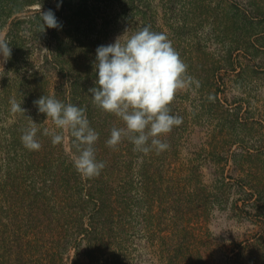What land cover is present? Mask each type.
<instances>
[{
  "label": "rangeland",
  "instance_id": "obj_1",
  "mask_svg": "<svg viewBox=\"0 0 264 264\" xmlns=\"http://www.w3.org/2000/svg\"><path fill=\"white\" fill-rule=\"evenodd\" d=\"M49 9L59 26L42 31L41 12ZM143 26L166 35L194 81L170 105L182 123L161 137L169 148L160 154L136 152L127 139L107 147L111 129L124 125L94 105L89 91L96 49ZM0 37L11 48L6 62L0 55V264H51L47 222L79 207H86L82 224L74 220L68 233V243L79 245L64 263H87L81 229L93 208L91 180L73 165L71 138L53 145L43 134L54 127L34 104L44 95L85 107L99 134L101 174L130 212L115 238L123 249L118 264H170L174 248L199 237L208 263L220 264L232 248L264 242V0H0ZM31 120L38 151L21 142ZM179 176L190 196L172 203ZM251 248L243 253L258 260Z\"/></svg>",
  "mask_w": 264,
  "mask_h": 264
},
{
  "label": "clouds",
  "instance_id": "obj_2",
  "mask_svg": "<svg viewBox=\"0 0 264 264\" xmlns=\"http://www.w3.org/2000/svg\"><path fill=\"white\" fill-rule=\"evenodd\" d=\"M41 19L42 31L45 26H59L51 9L41 12ZM121 37L96 49V86L89 89L94 105L119 118L124 125L111 129L106 146L115 149L127 139L136 152L160 154L169 148L161 137L182 123L181 117L171 114L170 105L175 96L194 81L187 74V65L163 33L143 26ZM0 55L5 62L11 56L10 44L4 37H0ZM34 104L54 125L43 133L51 138L53 145L67 144L71 138L74 151L69 155L76 171L85 178L99 176L106 164L96 158L94 146L99 134L90 126L86 108L45 95ZM13 110L24 112L21 104L15 102ZM38 131L33 121L23 131L21 142L27 150L41 149Z\"/></svg>",
  "mask_w": 264,
  "mask_h": 264
},
{
  "label": "trees",
  "instance_id": "obj_3",
  "mask_svg": "<svg viewBox=\"0 0 264 264\" xmlns=\"http://www.w3.org/2000/svg\"><path fill=\"white\" fill-rule=\"evenodd\" d=\"M95 150L97 160L99 159V161H101L102 151L100 153L98 147ZM174 171L181 175L180 170L176 169ZM105 177L107 176L100 173L99 176L90 178V189H88L86 197L88 201L93 204V208L90 212H88L90 220L89 225L84 227L83 224V229H81L86 237L85 241L87 245L85 257L87 263L81 262L80 260H74L72 264H102L104 259L106 264H118L117 262H120V258L122 257L123 249L121 248V243H117L115 238H118L119 227H123L122 225L124 223L128 224L130 212L124 202V195L122 196V201H119L118 198L121 194L118 192L115 193V191H108L109 182L105 179L108 180L109 178ZM177 180L178 183L176 187H174L176 194H174V197L171 199L172 203H176L182 199L177 196L175 197V195L190 196V187L184 184V180L181 179L180 176ZM79 192L76 195L77 198L79 200H82V198L85 200V194L82 196V194L80 195ZM64 193L67 195V190H65ZM85 209L86 207H79L76 211L71 212L69 215L67 214V218L64 217L63 214H56L51 221L47 222L46 236L49 235V238L46 237L44 240V254L46 258L51 259V264L56 262L57 264H68L66 262L64 263L66 253L73 244L76 246V244L79 243L76 239L70 245L68 243V233L75 226L74 220H76L78 225L82 224L84 216L80 219L79 215L85 213ZM174 210L178 212L177 208ZM183 222H185L191 228L190 221L183 220ZM49 226H52L53 229H49ZM58 227L64 233L58 232ZM201 239V237H199L198 240L190 239L183 246L180 245L178 248H174L169 254L170 264H199V258H201V260L203 259V262L200 264H209L205 257L207 251ZM249 242L251 241H246L245 245H238L239 248H232L230 251L234 253L233 256L228 257L225 263L220 264H262L264 262V258L263 254L259 253V249H264V242ZM114 244H116L115 247H113ZM249 247H252V251L258 252V260H250L246 254L243 253L244 250L249 249ZM172 253L173 255H171ZM187 254H191L192 261L186 258ZM113 260L115 262L111 263L110 261Z\"/></svg>",
  "mask_w": 264,
  "mask_h": 264
}]
</instances>
